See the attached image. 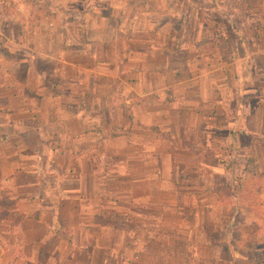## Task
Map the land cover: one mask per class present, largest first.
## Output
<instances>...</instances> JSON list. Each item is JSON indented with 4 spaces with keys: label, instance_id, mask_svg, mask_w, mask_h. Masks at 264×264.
Returning a JSON list of instances; mask_svg holds the SVG:
<instances>
[{
    "label": "crops",
    "instance_id": "0c3cea01",
    "mask_svg": "<svg viewBox=\"0 0 264 264\" xmlns=\"http://www.w3.org/2000/svg\"><path fill=\"white\" fill-rule=\"evenodd\" d=\"M115 1L127 5V0ZM89 2L85 0L82 12L71 20L55 25L84 29L85 45L73 50L74 58L67 61L62 52L50 50L38 53L56 64L43 76L60 79L67 70L74 75L65 79L69 84L83 83L80 96L62 89L53 94L55 86L45 84L44 78L41 84L29 86L27 68L18 76H12L13 71L4 74H11L16 87L0 86V264L249 262L231 240L209 241L205 223L220 201L214 192L190 193L187 180L176 182L187 167L175 161L188 155L194 162L190 167L194 178L204 187L203 172L219 181L224 170L215 141L247 154L264 145V47H258L256 39L249 49L245 45L244 54L229 64L233 84L227 83L221 94L219 81L209 83V70L199 66L198 76L179 79V73L189 69L187 59H179V66L167 47L156 48L155 37L138 41L141 25L154 26L150 11H141L147 16L143 23L136 13L128 16L127 9L119 6L114 21L101 16ZM245 6L251 7L248 2ZM263 7L264 0H259L257 9ZM256 23L264 29V19ZM43 25L48 31L44 36L50 39L54 24ZM184 38L171 34L161 41L181 56L188 49ZM131 44L147 45L141 50ZM93 75L100 81L115 79V87L124 91L120 94L116 89L115 102L108 101L113 84L103 82L106 100L100 98L104 102L99 127L92 125V114L84 110L92 105L88 97L93 88L86 81ZM155 76L162 77L159 87ZM160 99L165 106L157 110L155 101ZM159 125L169 133L166 150L162 144L156 146L163 132L157 130ZM219 131L223 135H217ZM30 139L37 140L39 149L29 148ZM187 139L192 151L183 146ZM48 140L55 143L52 148ZM153 159L159 163L161 178L162 172H171V182H155ZM82 170L89 179L97 175L100 180L86 182L90 197L81 194ZM106 177L116 184L102 182ZM192 206L197 211L185 214L183 209ZM189 215L198 221L187 228Z\"/></svg>",
    "mask_w": 264,
    "mask_h": 264
},
{
    "label": "rangeland",
    "instance_id": "374dc122",
    "mask_svg": "<svg viewBox=\"0 0 264 264\" xmlns=\"http://www.w3.org/2000/svg\"><path fill=\"white\" fill-rule=\"evenodd\" d=\"M246 2L251 7L245 6ZM258 2L259 0H127L125 2L127 5H125L119 4L115 0H90L89 4L101 16L111 17L114 21L119 16V6H124L127 9L128 16L136 13V18H139L143 23L147 16H141V11H150L148 17L154 22V26L142 28L141 25L140 32L137 33L139 34L138 41L155 37L156 40L153 44L157 45L156 48L167 47L172 52L174 59L178 60L179 66H181L179 59H187L189 69L180 72L177 76L179 79H184L188 75L198 76L199 66L204 71L209 70L207 75L209 83L219 81L223 88L220 93L223 94L222 90H225L227 83L233 84L231 77L233 68L229 64L244 54L245 45L249 49L254 44L252 40L256 39L257 46L264 47V35H262L264 29L254 25L259 19H264V7L262 10H258ZM84 3L85 0H0V86L5 88L4 90L10 85L16 87L11 74H4L13 71L12 76H18L24 68H27L28 73L25 81L29 86L35 87L37 84H41L40 80L44 78L45 84L55 86L51 93L57 94L60 89H62L61 92L74 90L75 94L80 96V86L83 83L69 84V81L65 79L74 78V75L68 73L67 70H65V75H60V79L47 73H45L46 76H43L44 71H51L56 64L52 59L40 58L38 53L50 50L51 54L62 52L67 61L74 58L73 50L85 45L84 29L74 25L66 27H56L55 25L61 23V20H71L76 14L78 15L77 11L82 12ZM47 22L54 24L52 31L49 32L50 39L44 36V30L48 34L47 28L43 25ZM109 24L112 23L109 22ZM110 30L109 28L108 31ZM171 34L177 38L185 37L184 44L188 46V49L181 56L173 52V46L165 45L164 47L163 41H161L163 36ZM66 38L70 42H63L62 39ZM49 40L53 41L48 42ZM146 45L132 46L131 44L130 46L142 50ZM196 52H198L197 55ZM216 67L221 70L217 72L214 69L213 73L211 70ZM37 74L40 75L39 79ZM98 78L97 75H93L91 80L86 81V85L93 88L90 97H88L91 99L92 105L85 107L84 110L92 114V125L99 127L103 111L101 105L106 100L103 82L114 85L110 90L114 92H110L108 101L113 99L115 102L117 88L115 79L111 82L110 80L100 81L101 79ZM154 79L159 87L162 84V77L155 76ZM126 83L129 85L128 82ZM204 84L208 87L206 82ZM61 85L63 87H59ZM107 87L110 88L109 85ZM117 90L120 94L124 92H122V88ZM2 93L8 94L9 92L2 91ZM189 94H194V91ZM100 98H104V101L100 102ZM155 104L157 110L165 106L162 99L155 101ZM105 109L108 110V108ZM223 109H226V106ZM262 109L264 111V108ZM35 111L39 110L35 109ZM204 113L208 114V111H204ZM216 123L221 124L219 120ZM164 127L157 126V130L163 132L158 137L159 141L156 146L162 144L163 150H166L170 137L169 133H165ZM1 133L2 131H0ZM217 135L221 136L223 132L219 131ZM50 142L51 140L47 141V143ZM261 142L264 143L263 138H261ZM183 143V146L189 151L194 148L190 139ZM215 144L219 146L222 151L221 157H223L224 170L223 173H219L221 177L219 181L207 178V174L203 172L202 176L206 177L207 182H205L206 186L201 187V182L194 178V172L190 168L194 166V162L188 155L181 154L178 156L181 160L175 161V164L179 162L180 166L187 168L179 175L182 179L176 180V182L183 184L187 180L186 184L190 193L196 192L202 195L203 191L214 192L217 195L220 203L213 208L211 218L205 223L209 241L214 243L220 239L231 240L229 243H233L235 249L249 260V262L238 260L235 264H264V145H259L256 149L252 148V154H247L234 149L232 144L225 145L218 141H215ZM49 145L52 148L55 143L51 142ZM29 148L34 151L39 149L37 140L30 139ZM196 152L198 151L196 150ZM208 157L211 156L208 155ZM153 160L154 164L151 168H155V182H171L169 181L171 172H162L163 178H161L158 173L159 163L157 160ZM87 174V171L82 170L80 178L81 194L85 196H89L90 191L86 182L89 180L100 182L99 178H96L97 175H94L91 180ZM184 175L190 177L183 179ZM102 182H108L109 186L116 184L115 179L108 177L102 179ZM183 211L185 214H192L197 209L192 206L183 209ZM197 221L189 215L186 219L187 228L191 227L193 223L197 225ZM115 222L119 224V220H115ZM217 228L220 232L216 231ZM190 236L193 237L192 233Z\"/></svg>",
    "mask_w": 264,
    "mask_h": 264
},
{
    "label": "trees",
    "instance_id": "16d2710c",
    "mask_svg": "<svg viewBox=\"0 0 264 264\" xmlns=\"http://www.w3.org/2000/svg\"><path fill=\"white\" fill-rule=\"evenodd\" d=\"M229 59V58H228ZM261 138H263L264 139V119H263V121H262V125H261Z\"/></svg>",
    "mask_w": 264,
    "mask_h": 264
}]
</instances>
